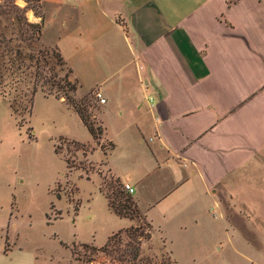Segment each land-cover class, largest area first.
<instances>
[{
  "label": "crops",
  "instance_id": "crops-1",
  "mask_svg": "<svg viewBox=\"0 0 264 264\" xmlns=\"http://www.w3.org/2000/svg\"><path fill=\"white\" fill-rule=\"evenodd\" d=\"M40 3L43 45L75 97L104 100L96 120L112 147L94 153L133 188L149 241L174 264L164 229L211 214L264 264V0Z\"/></svg>",
  "mask_w": 264,
  "mask_h": 264
},
{
  "label": "rangeland",
  "instance_id": "rangeland-1",
  "mask_svg": "<svg viewBox=\"0 0 264 264\" xmlns=\"http://www.w3.org/2000/svg\"><path fill=\"white\" fill-rule=\"evenodd\" d=\"M12 3L28 23H39L23 0ZM10 5L0 0V33L12 37L14 43L17 22L13 12L4 14ZM38 11L43 19L42 7ZM43 44L40 36L38 42L22 45V49L25 53L55 50ZM39 67L45 82L35 78L33 67L27 66L11 86H4L6 79L0 83V264H130L129 256L119 260L82 247L98 249L120 230L115 247L129 255V245L136 240L123 232L129 223L109 212L97 192L98 188L105 193L112 183L99 154L106 155L111 143L102 134L92 140L63 98H54L63 92L50 82L62 87L65 76L68 81L66 67L50 57L45 65L40 61ZM33 87L28 113L27 99ZM72 96L79 100L83 95ZM87 103V114L99 125L97 102L89 99ZM220 224V218L210 214L204 216L200 229H164L172 240L174 264H259L252 251L240 248L237 233L230 230L225 237ZM147 225L145 220L130 223L143 233ZM149 240H139L140 264H173L163 247Z\"/></svg>",
  "mask_w": 264,
  "mask_h": 264
},
{
  "label": "trees",
  "instance_id": "trees-1",
  "mask_svg": "<svg viewBox=\"0 0 264 264\" xmlns=\"http://www.w3.org/2000/svg\"><path fill=\"white\" fill-rule=\"evenodd\" d=\"M10 3V6H6L8 10H6L4 14H10L13 12L15 20L18 26V36L15 38V42L13 43V38L6 37L4 34L0 33V83H3L5 80L6 85H12L14 82V77L18 74V72L24 67L27 66L33 67L35 71V78L41 79L42 82L46 81V77L41 75L42 69L39 67L40 61H42L45 65L46 58L50 57L55 61V64L58 66H65L62 61L60 55L56 50L51 51L50 53L44 52L42 50H36L33 52L25 53L22 49V45L28 44V46L32 45L33 42H38L41 36V30L43 27V19L39 14V8L41 7L40 0H23L28 6L29 10L32 11L33 16L40 19L39 23H28L25 18L18 13L22 10L18 9L13 5V0H6ZM66 67V66H65ZM21 72V71H20ZM66 72L70 74V70L66 67ZM55 76L53 75V78ZM51 79V77H50ZM48 81V80H47ZM50 84H54L56 89H60L63 93L62 96L55 95V99H62V102H65L67 107L71 108L72 111L77 115L83 127L89 134L92 140H97L98 137L102 134V129L99 125L95 123L93 119H91V115L87 114L86 107L88 105L89 99L96 102L95 99V91L90 90L85 93L79 100H76L71 97V94L74 95L78 84L76 81L72 83L66 80V76L62 79V87H59V82H50ZM66 90L68 93H66ZM35 93V89L33 87L29 98L27 99V111L30 112L32 106V100ZM11 110L12 104L9 106ZM112 147V145H111ZM83 148V146H81ZM112 183L108 184L105 193H101L106 200L107 208L112 212L114 216L121 219H126L131 223H135L144 220V218L140 215L137 210L135 202L132 200L131 196L128 195L122 187V184L115 178H112ZM148 232L146 230L145 233L137 230L136 226H130L126 228L123 232L128 234L129 239L136 240L135 245H129V255L125 253V251L115 247L119 243V239H117L118 235L122 233V231L118 230L116 233L111 234L107 239L105 244L96 249L91 245H82L83 248L89 249L92 252H106L109 256H116L117 259H124L125 256H129L130 264H140L139 252H140V244L139 240L148 241L150 239V226H146ZM139 259V260H138Z\"/></svg>",
  "mask_w": 264,
  "mask_h": 264
},
{
  "label": "built area",
  "instance_id": "built-area-1",
  "mask_svg": "<svg viewBox=\"0 0 264 264\" xmlns=\"http://www.w3.org/2000/svg\"><path fill=\"white\" fill-rule=\"evenodd\" d=\"M95 99L98 101V103L103 104L104 100L101 98L100 94L98 92H95ZM123 190L128 194V195H132L134 190L132 187H130L129 185H122Z\"/></svg>",
  "mask_w": 264,
  "mask_h": 264
}]
</instances>
